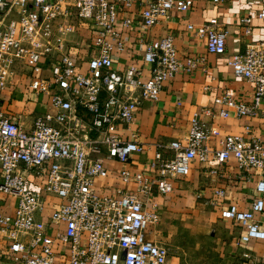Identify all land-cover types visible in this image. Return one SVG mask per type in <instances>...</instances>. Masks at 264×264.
<instances>
[{
  "label": "built area",
  "instance_id": "built-area-1",
  "mask_svg": "<svg viewBox=\"0 0 264 264\" xmlns=\"http://www.w3.org/2000/svg\"><path fill=\"white\" fill-rule=\"evenodd\" d=\"M132 1L0 0V191L16 197L14 211L0 213V229L14 264H169L168 248L147 238L149 226L159 222L152 193L172 192L173 182L187 175L195 159L213 175L223 176L231 159L236 178L251 180L250 169L259 170L255 189L264 192V138L247 126L245 136L226 134L220 148L209 150L207 141L217 128L199 119L200 113H215L208 106L193 114L183 139L158 143L146 172L120 171L122 183L134 189L96 192L95 180L107 174L106 160L127 163L145 150L131 129L140 103L157 101L177 73L206 70L203 57L178 54L171 34L145 45L141 66L114 65L126 47L124 29L135 25L146 31L168 11L186 12L193 5V0H142L133 14ZM210 2L247 11L238 20L250 36L249 45L229 54L227 64L236 78L253 86L252 100L215 96L214 104L222 106L217 115L227 117L231 109L236 117L263 116L264 0ZM122 12L128 15L120 18ZM254 16L261 21L259 35L253 34ZM213 18L187 28L208 53L222 55L227 32ZM18 73L30 75L32 93L54 107L37 113L30 128L3 108L2 93ZM224 198L225 190L215 188L209 205L220 206L221 218L243 227L240 241H264L263 201L255 199L240 210L233 203L222 206ZM46 208L51 210L47 219ZM56 245L64 247L62 252L54 250ZM242 257L240 264H263L248 252Z\"/></svg>",
  "mask_w": 264,
  "mask_h": 264
},
{
  "label": "crops",
  "instance_id": "crops-1",
  "mask_svg": "<svg viewBox=\"0 0 264 264\" xmlns=\"http://www.w3.org/2000/svg\"><path fill=\"white\" fill-rule=\"evenodd\" d=\"M141 1H132L131 13L137 14L140 11ZM255 8L258 7L254 6ZM246 13L247 11L244 10L237 11L231 3L214 6L210 0H193V5L188 11L170 10L163 20L146 31H140L135 25L124 29L122 37L126 47L113 59L114 65L141 66L145 45L151 40L171 34L174 37L178 54L181 57L187 55L203 57L206 70L196 69L192 73L179 72L164 83L157 101L144 100L140 103L131 129L137 133L138 142L144 145L145 150L132 154L127 163L115 159L106 160L107 174L95 180L96 192L109 195L114 193L116 187L134 189V184L122 183L119 178L120 171L129 169L131 172H146L148 163L158 150V143L165 145L171 140L183 139L187 134L193 114L199 112L204 106L212 107L215 113L213 115L200 113L199 119L217 128V134L207 141L209 150L220 148V139L226 134L245 136L247 126L250 127L253 135L264 138V111L263 116L236 117L229 109L228 116L221 117L217 115V110L222 106L214 104L213 101L215 96L225 93H229L237 102L252 100L253 86L244 79L236 78L227 64L229 54L245 49L250 43V36L244 33V26L238 20ZM126 15H128L127 12H122L120 18ZM211 17H214V22L224 27L227 32L226 53L222 55L208 53L204 41L194 37L192 31L187 28L190 23L199 24ZM252 21L255 26L253 34L259 35L263 31L257 26L261 24V21L255 16ZM85 29L82 27L81 33L88 36ZM30 78L31 76L27 73L16 74L13 83L2 93L5 113L24 128L32 126L33 118L37 113L54 111V107L46 98L35 96L32 93L29 87ZM261 107L264 109V103ZM164 155H168V152L164 151ZM235 166V160L231 159L226 164L227 172L223 176L213 175L209 173L206 164L195 159L190 162L187 175L173 182L172 192L152 193L159 221L161 218L174 216V212H169L174 204L197 205V207L208 210V212L195 211L187 215L193 220H205V225L209 226L207 232L212 245L210 251L207 250L209 253L202 257L199 264H240L244 261L242 254L245 252H248L255 261L264 264V241L241 242L240 235L244 231L243 227L221 218L220 206L214 207L208 202L212 198L213 190L220 187L225 190L222 206L233 203L241 210L246 209L255 199L262 200L264 203V192L259 195L255 189L259 170L250 169L253 176L251 180L239 179L233 175L236 172ZM262 174L264 177V170ZM50 200L56 201L55 198ZM15 206L16 197L0 191V213H12ZM164 207L165 210H163ZM50 212L49 208L44 209L45 219ZM200 225L198 229L202 231L204 224ZM147 238L156 242L160 239L153 230L147 232ZM9 244L4 237V231L0 229V264H14L9 256ZM63 248L56 245L54 250L59 253ZM168 263L174 264L169 259Z\"/></svg>",
  "mask_w": 264,
  "mask_h": 264
},
{
  "label": "rangeland",
  "instance_id": "rangeland-1",
  "mask_svg": "<svg viewBox=\"0 0 264 264\" xmlns=\"http://www.w3.org/2000/svg\"><path fill=\"white\" fill-rule=\"evenodd\" d=\"M170 208L169 212H174V216L161 218L159 224H151L149 230L155 231L159 236L157 243L168 248L169 261L174 264H199L202 257L209 253L207 250L210 251L212 245L207 232L209 226L205 225V220H193L187 215L195 211L208 212V210L189 204H174ZM200 224H204L202 231L198 229L201 227Z\"/></svg>",
  "mask_w": 264,
  "mask_h": 264
}]
</instances>
